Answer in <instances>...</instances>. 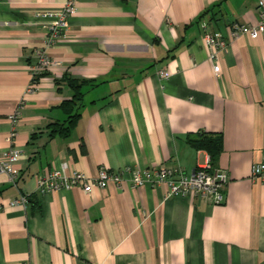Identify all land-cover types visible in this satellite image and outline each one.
Segmentation results:
<instances>
[{"label":"crops","instance_id":"crops-1","mask_svg":"<svg viewBox=\"0 0 264 264\" xmlns=\"http://www.w3.org/2000/svg\"><path fill=\"white\" fill-rule=\"evenodd\" d=\"M258 1L75 0L46 50L55 63L29 92L44 33L35 12L63 0H0V153L20 150L15 183L0 172V264H264V182L250 175L264 157V31L230 37L217 74L203 42L230 21L256 22ZM65 75L91 81L70 134L47 136L65 117ZM198 131L221 134L220 203L167 194L164 182L132 187L127 175L36 192V177L62 162L93 177L160 162L189 173L208 158L187 141ZM20 194L29 199L12 203Z\"/></svg>","mask_w":264,"mask_h":264},{"label":"built area","instance_id":"built-area-1","mask_svg":"<svg viewBox=\"0 0 264 264\" xmlns=\"http://www.w3.org/2000/svg\"><path fill=\"white\" fill-rule=\"evenodd\" d=\"M75 0H63L62 4L55 9L37 10L35 15L43 18L44 33L40 44L33 50V62L28 65L30 80L26 91L35 88L34 76L46 71L55 60L47 53V48L56 42L58 36L67 25L68 16L74 11ZM258 19L252 24H245L238 21H230L227 32L223 35L219 31H204L203 42L208 48L207 57L212 61V70L215 74L219 72L216 62L218 52L226 48L227 40L238 33H249L255 35L264 31V0L258 1ZM204 26V23H202ZM168 71L163 68L157 70L160 78L168 76ZM18 113L15 108L8 117L14 120ZM12 135V132L9 134ZM19 149L9 146L0 153V172L4 173L11 183H15L19 170L15 166ZM65 163L59 167L49 169L45 174L36 177V192L46 194L48 191L59 187H70L79 185L81 189L88 192L92 186L102 187L106 181H113L120 185L127 175L130 186H138L144 183L157 185L159 182L166 184L167 194H183L194 196L209 204L220 203L223 200V188L227 181L226 170L219 167H210L208 160L204 164L196 166L189 173L175 168L170 163L160 162L155 166L145 167L136 170L131 166L119 168L100 167L96 176H89L85 172L71 169L64 170ZM250 175L264 182V157L250 165ZM25 194H20L12 199V203L25 202Z\"/></svg>","mask_w":264,"mask_h":264},{"label":"trees","instance_id":"trees-1","mask_svg":"<svg viewBox=\"0 0 264 264\" xmlns=\"http://www.w3.org/2000/svg\"><path fill=\"white\" fill-rule=\"evenodd\" d=\"M44 73L46 72H40L34 76V79L37 80L38 77ZM64 78L71 93L69 97L62 98L58 106L61 107L62 111L65 113V117L61 121H51L46 124L47 136L59 135L66 137L70 134L71 129L74 127L79 117L78 108L83 102L82 86L91 81L90 79L73 78L66 75ZM187 141L195 148L204 149L208 154L207 160L210 167H216L214 166V162L221 148V134L219 132L198 131L196 133H188ZM25 196L29 199L28 195Z\"/></svg>","mask_w":264,"mask_h":264}]
</instances>
